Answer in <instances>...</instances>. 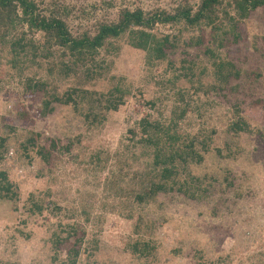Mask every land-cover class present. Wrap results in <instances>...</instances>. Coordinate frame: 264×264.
Returning <instances> with one entry per match:
<instances>
[{
	"label": "rangeland",
	"instance_id": "374dc122",
	"mask_svg": "<svg viewBox=\"0 0 264 264\" xmlns=\"http://www.w3.org/2000/svg\"><path fill=\"white\" fill-rule=\"evenodd\" d=\"M185 1L61 0L74 11L69 24L75 34L94 32L99 22L116 19L125 7L172 12ZM187 1L195 6L200 3ZM202 32L206 45L216 47L212 30ZM238 32V42L230 34L219 52L242 70L241 78L231 83L236 91L230 96L243 101L241 115L253 132L239 135L228 130L236 115L229 111L232 106L223 94L216 98V106L206 110L205 100L194 97L193 84L181 77L193 65L208 66L202 79L207 87L215 84L213 62L204 48L185 45L200 31L185 32L168 59L153 67L144 52L124 41L117 56L102 50L112 65L107 79L82 86L107 92L114 75L124 79L131 95L95 128L88 127L73 104L52 102L44 115L45 101H53L55 93L62 97L79 80H63L60 66L55 68L42 57H24V64L13 68L9 46L0 40V137L7 140L8 148L0 158V173L6 172L12 183L11 199L0 197V264H59L53 260L56 252L50 240L55 231L67 229V223H77L79 237H84L78 264H264V8L244 20ZM159 33H169V29L160 28ZM41 36L34 37L36 42ZM50 66L55 68L53 74ZM27 79L44 87L43 91L29 88ZM181 90L191 91L194 110L203 104L200 114H188L182 132L200 134L201 139L211 135L212 140L204 161L192 164L179 178H198L207 192L199 193V199L173 192L141 206L133 192V179L146 160L132 156L119 162L116 157L130 142L129 129L142 117L172 115L176 93ZM151 102L154 107L148 105ZM36 134L40 135L37 147L26 151L24 146ZM227 144L235 154L231 159L218 154L219 148L228 151ZM111 179L116 183L110 189ZM35 203L42 205V213ZM149 239L156 242V250L149 257L134 256L131 245Z\"/></svg>",
	"mask_w": 264,
	"mask_h": 264
},
{
	"label": "trees",
	"instance_id": "16d2710c",
	"mask_svg": "<svg viewBox=\"0 0 264 264\" xmlns=\"http://www.w3.org/2000/svg\"><path fill=\"white\" fill-rule=\"evenodd\" d=\"M107 4L113 6V3ZM259 8H264V0H200L197 6L186 0L172 12L161 8L146 10L141 7L135 9L125 7L120 9L116 19L99 22L94 32L87 30L75 34L69 24L74 11L61 0H49V2L0 0V40L4 45L9 46L13 57V68H18L19 63L20 66L24 64L21 60L24 57L32 56L34 60L42 57L49 60L48 64H53L55 68L56 65L60 66L59 74L63 80L72 77L79 80L76 83L78 86L72 87L71 91L66 92L62 97L55 93L52 95L53 101H45L47 111L44 115L48 114L52 102L63 105L73 104L77 112L81 111L88 127L95 128L107 120L110 112L118 111L126 98L131 95V89L124 79L114 75L111 76L113 83L111 82L112 86L107 92L84 87L92 85L96 80L107 79L111 61L103 55L102 50L107 55L117 56L122 49L120 43L124 41L131 48L144 52L147 64L153 67L157 66L158 62L168 59L170 53L178 48L181 36L185 32L200 31L201 34L185 41V45L204 48L205 54L213 62L215 84H209L207 87L205 79H202L208 66L197 68L193 65L189 68L191 72L182 73L181 77L193 84L194 97L198 96L197 101L202 98L205 100L206 110L216 106V98L223 94L232 106L229 111L236 115V120L229 124V132L234 135L250 134L253 132L251 124L241 115L243 101L238 100L236 95L230 96L236 91V86L231 83L241 78L242 70L234 61L224 58L219 51L225 46L226 38L228 40L230 34H233V39L238 42L240 24L249 19L250 15ZM160 28L169 29V33H159ZM204 28L212 30L216 47L206 45V37L202 32ZM172 29L177 33H173ZM40 34L42 36L36 42L34 37ZM173 64L174 62L171 61V65ZM55 68L50 66L49 72L53 74ZM255 75L262 77V73L259 72H255ZM194 79L197 80L198 85L194 83ZM28 82L29 88L43 91L44 87L38 83H34L31 79ZM176 95V105L173 106L172 115L165 118L161 113L159 118H153L150 113L142 117L136 127L129 129L130 142L123 148V154L116 157L119 162L131 160L132 156L136 160L141 157L146 160L141 171H135L133 179L136 184L133 192L141 206L156 202L160 196L173 192L183 194L190 199H199L201 198L199 193L207 192V189L202 188L198 178H191L190 181L179 178L180 175L187 173L192 164H201L205 159L204 154L211 149L212 137L204 133L202 128L201 132L206 135L201 139L200 134L193 136L191 133H184L181 127L190 112L201 113L203 104L194 110L191 108V91L181 90ZM149 104L151 107L155 106L154 102ZM39 137L40 135L36 134L30 139L24 146L25 150L37 147L36 142ZM6 141L0 137V149L4 150L0 151V158L8 149ZM227 149L228 151L217 149L218 154L224 159L233 158L235 154L232 153L229 144ZM137 150L140 152L138 156ZM38 153L47 158L44 151L38 150ZM100 162H103L102 159ZM111 183L116 182L113 179L108 184L107 187L110 189ZM228 184L234 186L232 181ZM11 190L12 183L8 174L3 171L0 173V197L11 199L8 195ZM2 192H7V195H3ZM34 205L37 212H43L42 205L36 203ZM67 227L64 231H55L52 235L51 248L56 252L53 260L59 264H78L84 237H79L77 223H67ZM156 246V242L150 239L139 240L131 245V250L134 256L141 259L149 257L156 250Z\"/></svg>",
	"mask_w": 264,
	"mask_h": 264
}]
</instances>
